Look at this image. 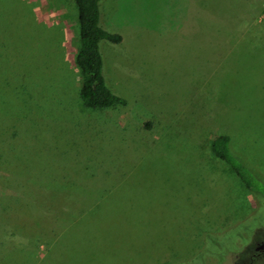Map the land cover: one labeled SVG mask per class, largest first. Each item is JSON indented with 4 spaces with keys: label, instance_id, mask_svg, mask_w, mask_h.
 <instances>
[{
    "label": "rangeland",
    "instance_id": "rangeland-1",
    "mask_svg": "<svg viewBox=\"0 0 264 264\" xmlns=\"http://www.w3.org/2000/svg\"><path fill=\"white\" fill-rule=\"evenodd\" d=\"M88 108L75 0H0V264H264V0H102ZM255 174L248 189L216 136Z\"/></svg>",
    "mask_w": 264,
    "mask_h": 264
},
{
    "label": "trees",
    "instance_id": "trees-1",
    "mask_svg": "<svg viewBox=\"0 0 264 264\" xmlns=\"http://www.w3.org/2000/svg\"><path fill=\"white\" fill-rule=\"evenodd\" d=\"M79 12L80 48L76 63L81 70L83 81L80 97L88 108H110L118 104L125 105L127 101L118 95L107 82L104 72V58L101 43L109 41L121 43L123 36L111 32L106 27L102 17V0H75ZM214 154L224 160L248 189L263 190L254 172L236 156L231 148V137L220 134L212 143Z\"/></svg>",
    "mask_w": 264,
    "mask_h": 264
},
{
    "label": "flooded vegetation",
    "instance_id": "flooded-vegetation-1",
    "mask_svg": "<svg viewBox=\"0 0 264 264\" xmlns=\"http://www.w3.org/2000/svg\"><path fill=\"white\" fill-rule=\"evenodd\" d=\"M263 248H264V243L259 244V245L257 246V250H260V249H263Z\"/></svg>",
    "mask_w": 264,
    "mask_h": 264
}]
</instances>
